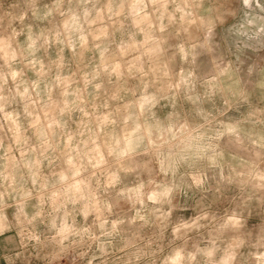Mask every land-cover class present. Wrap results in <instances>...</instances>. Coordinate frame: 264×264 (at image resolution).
I'll return each instance as SVG.
<instances>
[{"label": "clouds", "instance_id": "1", "mask_svg": "<svg viewBox=\"0 0 264 264\" xmlns=\"http://www.w3.org/2000/svg\"><path fill=\"white\" fill-rule=\"evenodd\" d=\"M0 264H264V0H0Z\"/></svg>", "mask_w": 264, "mask_h": 264}]
</instances>
